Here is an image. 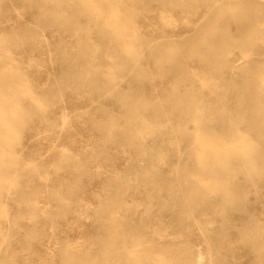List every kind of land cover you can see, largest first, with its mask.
<instances>
[{
    "label": "rangeland",
    "instance_id": "obj_1",
    "mask_svg": "<svg viewBox=\"0 0 264 264\" xmlns=\"http://www.w3.org/2000/svg\"><path fill=\"white\" fill-rule=\"evenodd\" d=\"M0 264H264V0H0Z\"/></svg>",
    "mask_w": 264,
    "mask_h": 264
},
{
    "label": "bare ground",
    "instance_id": "obj_2",
    "mask_svg": "<svg viewBox=\"0 0 264 264\" xmlns=\"http://www.w3.org/2000/svg\"><path fill=\"white\" fill-rule=\"evenodd\" d=\"M58 138V137H57Z\"/></svg>",
    "mask_w": 264,
    "mask_h": 264
}]
</instances>
